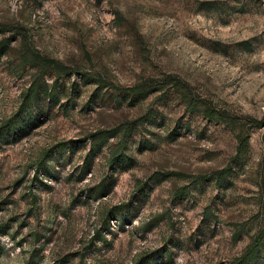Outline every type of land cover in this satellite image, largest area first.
<instances>
[{
  "label": "rangeland",
  "instance_id": "374dc122",
  "mask_svg": "<svg viewBox=\"0 0 264 264\" xmlns=\"http://www.w3.org/2000/svg\"><path fill=\"white\" fill-rule=\"evenodd\" d=\"M31 257L264 264V0H0V264Z\"/></svg>",
  "mask_w": 264,
  "mask_h": 264
},
{
  "label": "trees",
  "instance_id": "16d2710c",
  "mask_svg": "<svg viewBox=\"0 0 264 264\" xmlns=\"http://www.w3.org/2000/svg\"><path fill=\"white\" fill-rule=\"evenodd\" d=\"M28 101H29V97L26 96V102L24 103V106H23L24 108H25L26 104L28 103ZM245 142H246V139L242 137L240 139V147H239L240 152L243 150V146H244ZM226 171L222 172L221 174L227 173ZM26 264H40V262H36L35 258L31 257Z\"/></svg>",
  "mask_w": 264,
  "mask_h": 264
}]
</instances>
